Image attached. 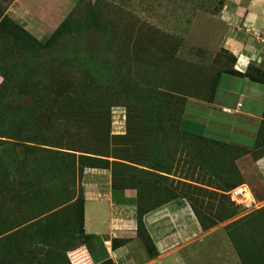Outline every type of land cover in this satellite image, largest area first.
Instances as JSON below:
<instances>
[{
  "label": "rangeland",
  "instance_id": "1",
  "mask_svg": "<svg viewBox=\"0 0 264 264\" xmlns=\"http://www.w3.org/2000/svg\"><path fill=\"white\" fill-rule=\"evenodd\" d=\"M78 1L0 0V10L42 42ZM229 36L256 53L250 71L264 84V0H83L80 21L48 47L0 26V264H84L79 204L96 169L150 205L183 196L209 264H264V201L234 163L247 149L179 127L235 61ZM241 184L247 199L232 197Z\"/></svg>",
  "mask_w": 264,
  "mask_h": 264
},
{
  "label": "crops",
  "instance_id": "2",
  "mask_svg": "<svg viewBox=\"0 0 264 264\" xmlns=\"http://www.w3.org/2000/svg\"><path fill=\"white\" fill-rule=\"evenodd\" d=\"M37 25L43 27L46 23L39 22ZM29 26L34 27L33 23ZM239 35L243 39V35ZM228 42L235 57L231 68L244 73L256 53L249 51L237 37L229 36ZM225 75L234 78L233 86L220 87L219 80L212 100L202 105H189L179 127L183 133L203 136L207 141L216 140L247 149L234 159V163L247 183L259 190L260 198L264 201V153L257 156L259 148H255L257 128L264 113V84ZM233 92H238L239 97L244 99L250 96L249 103L245 105L243 100H237L233 108L224 104L222 96ZM185 118L202 127H183ZM93 172L97 175L90 179L83 194V229L85 234L92 237L88 241L90 252L85 245L78 249L81 262L188 264L185 259L187 255L190 264H209L211 242L207 243V232L201 230L191 205L184 197L161 200L152 205L144 203L141 212L142 193L139 188L114 185L110 170L96 169ZM140 212L145 232L156 251L154 257H149L138 234ZM226 245L225 241L221 248H226Z\"/></svg>",
  "mask_w": 264,
  "mask_h": 264
},
{
  "label": "trees",
  "instance_id": "3",
  "mask_svg": "<svg viewBox=\"0 0 264 264\" xmlns=\"http://www.w3.org/2000/svg\"><path fill=\"white\" fill-rule=\"evenodd\" d=\"M82 2H83V0H79L77 2V4L74 6L73 10L69 14H67L65 16V18L60 22V24L53 31H51V33L48 36V38L45 41H42V42L39 39H37L33 34H31V32H29L24 26H22L19 23H17L14 19H11L7 15V13H5V10H0V26L4 30H6L9 34H11L14 37H16L17 39H20L22 41H29V42L34 43V44H36L38 46H41V47H48V46L52 45L54 42H56L65 33V31L68 29V26L70 24H72V23L77 24L80 21V8L82 6ZM233 56L234 55H232V57ZM234 59L235 58L233 57V60ZM232 63H234V61ZM250 67L251 66H248L247 70L244 73H241V72H239V71H237L235 69H232L231 66L229 68L223 70L221 73H219L217 75L216 88H217V85H218L219 77L223 73L234 75V76H238V77H244V78H247V79H249V80H251L253 82L262 83L256 77L255 74L251 73ZM1 84H2V80H1V76H0V85ZM216 88L214 90V94H215ZM263 121H264V115H263ZM261 134H262V130H261V125H260L257 128V137L255 139V148H259L260 149L261 145L258 142V137H261ZM195 136H197L199 138H204L203 136H199V135H195ZM213 142L220 143V141H216V140H214ZM221 144H223V143H221ZM235 167H236V165H235ZM234 187H236V186H234ZM177 197H183V196L178 194V195H173L171 197L165 198L163 200L167 201V200H170L172 198H177ZM140 200H141V205H140L141 207H139V208H140V211L142 212V210H143L142 207H144V201H143L142 198H140ZM190 205H191V207H193L192 204H190ZM79 208H80V216H81V225H80V227H81V235L83 236V239H82V242L80 244V247L82 245H85L87 247L88 251L90 252V249L88 247V241L91 239L92 236L88 235V234H85L84 229H83L84 196L81 198V201H80V204H79ZM192 209H193V211H194V213L196 215V218H197V220L199 222L200 220H199V216H198L197 212L194 210V207ZM141 212H140V214L138 216V234H139L140 238L143 237V239L147 242V246H145V247L147 249V253H148L149 257H154L156 255V251H155V248H154L153 244L150 242L151 240L149 239L148 235L145 232V229H144V226H143V223H142V217H141L142 213ZM115 244L116 243H114V241H113V245L114 246H115ZM103 264H108V263H103Z\"/></svg>",
  "mask_w": 264,
  "mask_h": 264
},
{
  "label": "built area",
  "instance_id": "4",
  "mask_svg": "<svg viewBox=\"0 0 264 264\" xmlns=\"http://www.w3.org/2000/svg\"><path fill=\"white\" fill-rule=\"evenodd\" d=\"M238 105H240V103H238ZM225 110L226 112H229L230 110H226V109H223ZM231 194H232V197H235V198H238V197H243V198H249L250 196V189L244 185V184H241V185H238L234 188L231 189ZM249 200H246V202H248Z\"/></svg>",
  "mask_w": 264,
  "mask_h": 264
},
{
  "label": "bare ground",
  "instance_id": "5",
  "mask_svg": "<svg viewBox=\"0 0 264 264\" xmlns=\"http://www.w3.org/2000/svg\"><path fill=\"white\" fill-rule=\"evenodd\" d=\"M245 202V201H244Z\"/></svg>",
  "mask_w": 264,
  "mask_h": 264
}]
</instances>
